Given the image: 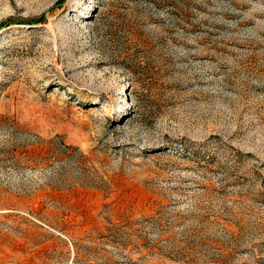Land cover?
I'll use <instances>...</instances> for the list:
<instances>
[{
    "label": "rangeland",
    "instance_id": "1",
    "mask_svg": "<svg viewBox=\"0 0 264 264\" xmlns=\"http://www.w3.org/2000/svg\"><path fill=\"white\" fill-rule=\"evenodd\" d=\"M0 264H264V0H0Z\"/></svg>",
    "mask_w": 264,
    "mask_h": 264
}]
</instances>
